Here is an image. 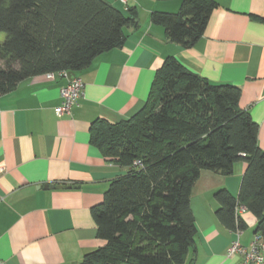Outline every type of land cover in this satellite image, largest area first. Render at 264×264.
<instances>
[{"label":"trees","instance_id":"trees-1","mask_svg":"<svg viewBox=\"0 0 264 264\" xmlns=\"http://www.w3.org/2000/svg\"><path fill=\"white\" fill-rule=\"evenodd\" d=\"M217 5L182 0L178 12L155 11L151 21L163 25L170 40L191 47ZM135 20L137 9L126 13L109 0H0V34H6L0 96L35 75L88 67L121 45ZM151 84L146 103L129 119L90 123L92 143L128 170L91 208L106 243L79 264H185L198 234L190 202L195 181L202 170L228 176L239 161L247 163L239 194L219 188L215 216L241 232L248 227L242 205L264 239V150L259 124L239 105L242 89L213 83L172 56Z\"/></svg>","mask_w":264,"mask_h":264},{"label":"crops","instance_id":"crops-1","mask_svg":"<svg viewBox=\"0 0 264 264\" xmlns=\"http://www.w3.org/2000/svg\"><path fill=\"white\" fill-rule=\"evenodd\" d=\"M109 1L128 12L120 0ZM215 1L204 34L184 47L151 21L155 11L178 12L182 0H130L136 23L125 28L121 45L76 71L84 95L70 115L55 113L69 71L68 76L29 77L0 96V259L79 264L106 243L97 236L91 208L128 168L106 159L92 143L90 123L120 122L138 112L168 56L213 83L239 86V105L259 124L257 142L264 150V0ZM245 167V161L237 162L228 176L202 170L195 181L190 202L198 234L185 264H244L242 255H228L237 233L216 219L214 193L227 188L238 196ZM241 217L248 227L240 242L249 246L257 218L248 209Z\"/></svg>","mask_w":264,"mask_h":264},{"label":"built area","instance_id":"built-area-1","mask_svg":"<svg viewBox=\"0 0 264 264\" xmlns=\"http://www.w3.org/2000/svg\"><path fill=\"white\" fill-rule=\"evenodd\" d=\"M125 4L126 9L129 8L128 3L130 0H120ZM67 70H61L59 72H51L47 75L50 78H54L56 75L68 76ZM84 95V82L79 77H74L68 81V83L61 88V104L56 107L58 116L72 114L73 106L78 103L80 97ZM3 196L0 194V201ZM239 212L246 210L244 206L238 207ZM237 238L231 242L228 248V255L233 256L240 254L244 259V264H264V239L255 234L249 246H245L240 242V233L236 232ZM0 264H8L5 260L0 259Z\"/></svg>","mask_w":264,"mask_h":264},{"label":"rangeland","instance_id":"rangeland-1","mask_svg":"<svg viewBox=\"0 0 264 264\" xmlns=\"http://www.w3.org/2000/svg\"><path fill=\"white\" fill-rule=\"evenodd\" d=\"M5 37H6V34L5 33H1L0 34V45H2ZM4 64H5V61L0 57V67L5 66Z\"/></svg>","mask_w":264,"mask_h":264},{"label":"water","instance_id":"water-1","mask_svg":"<svg viewBox=\"0 0 264 264\" xmlns=\"http://www.w3.org/2000/svg\"><path fill=\"white\" fill-rule=\"evenodd\" d=\"M75 73H76L75 71H69V74H68L69 75V78L72 79V78L76 77V74ZM44 186L45 187L51 186L53 188V186H55V185H53V184H45ZM59 186H62V185H59Z\"/></svg>","mask_w":264,"mask_h":264}]
</instances>
